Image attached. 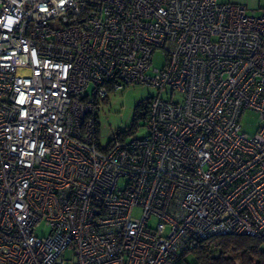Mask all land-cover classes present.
I'll return each instance as SVG.
<instances>
[{
    "label": "built area",
    "instance_id": "2783aa9c",
    "mask_svg": "<svg viewBox=\"0 0 264 264\" xmlns=\"http://www.w3.org/2000/svg\"><path fill=\"white\" fill-rule=\"evenodd\" d=\"M136 83L147 134L101 146L100 103ZM218 235L264 241V10L0 0V264H175Z\"/></svg>",
    "mask_w": 264,
    "mask_h": 264
},
{
    "label": "rangeland",
    "instance_id": "374dc122",
    "mask_svg": "<svg viewBox=\"0 0 264 264\" xmlns=\"http://www.w3.org/2000/svg\"><path fill=\"white\" fill-rule=\"evenodd\" d=\"M162 64V56L155 55L152 67L161 68ZM156 95L157 90L155 87L141 83L130 84L116 92L110 93L108 99L104 103H100L97 110V124L101 146L108 144L112 133L129 130L133 126H136L137 130L132 136L146 135L147 129L144 127V121L139 120L135 122V107L139 103L147 101ZM259 120V113L246 110L241 116L240 123L246 133L253 135L257 130ZM139 214L138 209L134 210L135 216L138 217ZM154 223L155 221L152 220L151 225H154ZM39 233L40 235L46 234L47 229L41 228ZM64 256L68 261L73 260L70 251L65 252Z\"/></svg>",
    "mask_w": 264,
    "mask_h": 264
},
{
    "label": "trees",
    "instance_id": "16d2710c",
    "mask_svg": "<svg viewBox=\"0 0 264 264\" xmlns=\"http://www.w3.org/2000/svg\"><path fill=\"white\" fill-rule=\"evenodd\" d=\"M149 101L135 107V122H145ZM135 127L118 131L119 138L132 136L137 130ZM175 264H264V241L243 235L213 236L203 240L196 248L180 253Z\"/></svg>",
    "mask_w": 264,
    "mask_h": 264
},
{
    "label": "crops",
    "instance_id": "0c3cea01",
    "mask_svg": "<svg viewBox=\"0 0 264 264\" xmlns=\"http://www.w3.org/2000/svg\"><path fill=\"white\" fill-rule=\"evenodd\" d=\"M219 2H228L240 4L246 7L248 13L258 15L264 10V0H218Z\"/></svg>",
    "mask_w": 264,
    "mask_h": 264
}]
</instances>
